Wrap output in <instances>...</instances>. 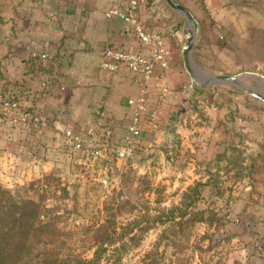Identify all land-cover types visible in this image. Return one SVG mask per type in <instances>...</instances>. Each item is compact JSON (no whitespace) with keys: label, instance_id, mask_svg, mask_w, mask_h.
I'll list each match as a JSON object with an SVG mask.
<instances>
[{"label":"crops","instance_id":"crops-1","mask_svg":"<svg viewBox=\"0 0 264 264\" xmlns=\"http://www.w3.org/2000/svg\"><path fill=\"white\" fill-rule=\"evenodd\" d=\"M122 1L0 0V90L17 93L23 104L48 118L36 128L22 124L20 117L19 121L11 119V132L23 138L25 173L34 168V161L44 168L55 161L37 160L32 152L36 146L41 149L37 150L39 156H47L51 150L57 155L58 151H75L64 143V131L70 128L83 139L88 138L85 128L96 118L98 104L110 120L111 142L119 141L124 134L130 113L127 100L140 94L141 77L125 66L117 71L102 69V50L107 45L141 48L144 52L147 49L118 16L105 14ZM215 1V19L230 28L232 38L243 41L231 51L239 63L237 70L264 75L260 70L264 63L262 42L255 43L256 38L264 37V0H237L230 5L226 0ZM163 2L143 0L138 7L139 17L149 29L163 32L171 51L168 66L157 68L147 85L151 105L158 100L162 78L170 88L188 81L181 67L179 32L176 28L170 30L163 21ZM251 43L255 49L248 52L246 47ZM181 98V93L175 91L167 96L160 114L162 126L154 131L145 129L138 149L145 151L153 146V155L161 156L159 143L174 132L168 115ZM5 114L9 123V114ZM221 114L227 119L225 126L214 128L218 135L214 142V176L207 174L200 179L213 184L215 210H224L226 219L221 227L230 244V257L237 264H264V127L255 128L252 111L241 112L243 122L239 125L237 111ZM255 138L260 139L256 145ZM237 152L244 154L240 161L235 157Z\"/></svg>","mask_w":264,"mask_h":264},{"label":"rangeland","instance_id":"rangeland-1","mask_svg":"<svg viewBox=\"0 0 264 264\" xmlns=\"http://www.w3.org/2000/svg\"><path fill=\"white\" fill-rule=\"evenodd\" d=\"M163 1V21L170 30L176 28L179 32L183 50L189 34L187 22ZM179 2L188 6L197 21L191 49L193 62L205 73L245 72L237 70L239 63L231 55L243 41L232 38L228 34L230 28L215 19L217 2ZM260 42L264 50V37L255 39V43ZM254 47L251 43L246 48L253 52ZM181 67L188 81L171 88L172 92H180L182 98L168 115L174 132L159 143L163 151L160 157L153 155V146L145 151L137 147L126 159L114 157L108 161L81 150L58 151L59 155L51 150L47 156H39L40 147L36 146L32 152L37 160L55 161L45 168L34 161V168L27 174L23 138L11 132L15 113L0 107V186L19 197L43 198L60 214L57 223L65 230L60 241L87 258L92 256L95 239H101L90 237V233L95 227H102L109 236L104 238L105 251L97 264H237L230 257V244L221 227L226 219L224 210H215L212 202L213 184L200 177L214 176V142L218 137L214 128L225 126L227 119L221 112L237 111L239 125L243 122L241 112L252 111L255 128L264 127V100L228 84L201 86L205 90L193 92L195 85H200L186 71L183 57ZM260 70L264 72V63ZM243 81L255 85L252 79ZM3 90L1 95L6 93ZM14 95L24 107H29L17 93ZM259 141L255 138L254 145ZM235 157L240 161L244 154L237 152ZM200 207L213 209L189 213Z\"/></svg>","mask_w":264,"mask_h":264},{"label":"built area","instance_id":"built-area-1","mask_svg":"<svg viewBox=\"0 0 264 264\" xmlns=\"http://www.w3.org/2000/svg\"><path fill=\"white\" fill-rule=\"evenodd\" d=\"M143 0H124L118 5L109 7L107 16H118L124 23L125 28L131 30L147 49L126 48L115 45H107L102 50L100 67L108 71H117L125 66L133 73L141 77V92L135 97H129L127 102L130 108L124 134L117 142H111L112 128L107 112L101 105H96L94 113L96 118L85 128L88 138H82L72 129L64 131V143L72 145L74 150H81L93 158L119 160L132 156L139 144V139L145 129L154 131L162 126L161 109L172 93L164 78L159 83L158 100L151 105L148 98L147 85L154 76L157 68L165 69L169 64L170 48L166 37L161 30H151L138 15V7ZM45 56V54H43ZM0 107L9 109L17 114L13 118L29 127H39L48 121L47 116L37 109L24 107L13 93L1 95Z\"/></svg>","mask_w":264,"mask_h":264},{"label":"trees","instance_id":"trees-1","mask_svg":"<svg viewBox=\"0 0 264 264\" xmlns=\"http://www.w3.org/2000/svg\"><path fill=\"white\" fill-rule=\"evenodd\" d=\"M194 89L193 92L205 90L198 85ZM210 209L213 207H200L190 209L189 213ZM59 218L58 211L43 198L19 197L0 186V264H97L105 251L107 232L100 226L91 231L90 237L102 240L95 239L92 256L87 258L60 241L65 230L57 223Z\"/></svg>","mask_w":264,"mask_h":264},{"label":"water","instance_id":"water-1","mask_svg":"<svg viewBox=\"0 0 264 264\" xmlns=\"http://www.w3.org/2000/svg\"><path fill=\"white\" fill-rule=\"evenodd\" d=\"M169 6L177 10L187 22L188 37L182 51L183 63L193 81L200 86L228 84L255 94L264 100V75L254 71H245L241 74L208 72L198 67L191 58V49L197 33V21L191 11L178 0H165ZM252 79L255 85H246L244 79ZM172 126V125H171Z\"/></svg>","mask_w":264,"mask_h":264}]
</instances>
